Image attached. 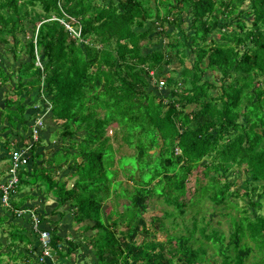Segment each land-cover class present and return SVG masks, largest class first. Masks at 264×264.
<instances>
[{
    "label": "trees",
    "instance_id": "1",
    "mask_svg": "<svg viewBox=\"0 0 264 264\" xmlns=\"http://www.w3.org/2000/svg\"><path fill=\"white\" fill-rule=\"evenodd\" d=\"M215 31L218 37L208 38ZM152 33L160 47L143 52ZM0 44L2 57L14 63L0 60V146L8 148L16 135L10 149L26 145L39 118L58 131V142L40 131L31 143L16 191L42 186L60 217L71 210L77 230L95 231L84 240L95 244L97 264H213L204 240L219 264H245L253 249L259 253L253 264H264V214L247 215L248 205L230 218L227 243L224 233L208 230L205 215L192 217L184 234L166 226L168 219L177 226L179 198L200 165L206 197L217 206L242 195L254 210L264 207V0H0ZM173 57L179 66L170 69ZM124 145L133 153L116 159ZM125 156L137 166L127 167ZM120 168L131 189H121L127 182L117 179ZM235 172L246 177L231 192L227 178ZM28 193L11 197L10 206L32 210L43 228L39 207L25 206L34 198ZM154 195L177 210L153 217L149 228L142 214ZM11 208L0 217L9 246L21 241L35 250L36 233L4 223L24 219ZM140 231L149 235L138 242ZM156 231L164 240L151 237ZM49 234L59 257L70 259L77 244L56 228Z\"/></svg>",
    "mask_w": 264,
    "mask_h": 264
},
{
    "label": "rangeland",
    "instance_id": "2",
    "mask_svg": "<svg viewBox=\"0 0 264 264\" xmlns=\"http://www.w3.org/2000/svg\"><path fill=\"white\" fill-rule=\"evenodd\" d=\"M183 27H187V24H183ZM167 30L168 32H171L174 30V26L171 24L167 25ZM188 34H191L192 31H188ZM218 31H215L214 33H212L211 35L208 36V38L210 37H218ZM149 39L147 42V44H155L153 43V41H155L156 39L154 38V33H152L149 36ZM152 41V42H151ZM162 44L164 49L166 48L165 43L167 42L165 38L161 39ZM159 44L156 45H152V46H148L143 48V52H149L154 48H158L160 47ZM0 53L3 55V51H2V44H0ZM0 54V60L4 61L8 66H13V64H11V62L9 63V61L5 58L2 57V55ZM178 62H177V58L173 57V59L171 60L170 66L169 68H174V67H178ZM164 91L166 90L165 88L163 89ZM215 94H219L220 90H216ZM3 87H0V113L3 110ZM166 94V93H165ZM115 129V125L112 124L109 126L108 131H107V135L108 136H112L113 135V131ZM112 145L113 147L117 148V142L112 140ZM133 148L128 147V146H123L121 151H117L115 158L118 159V157H120L121 154H127V155H131L133 153ZM128 157L125 156L122 159V162H124L127 167L129 168H135L137 166V161L135 160V158ZM121 162V163H122ZM205 163V160L202 162V164ZM8 164V163H7ZM115 167H117V162H115ZM202 167L203 166H199L197 168H195L192 173L188 176V179L186 181V190L185 193L179 198V202L184 204L182 210L184 211L181 214L176 215V217L173 219L177 222V226L173 225L170 223V220L168 219L166 221V226L168 227V232L169 233H178V234H184V229L186 228V226L188 227V225H191V221H192V217H194L195 215H197V217H200L201 215H205L206 218V222H209V228L208 230H210V228H214L216 230L221 231L222 233H224V243H227L229 240V233L232 230V225L230 223V218L233 216L235 218H238L241 216V214H243L242 212V206L245 205L247 206V215H250L251 217H254L255 214H264V207L258 209V210H254L253 206H251L249 204L250 201V197L249 196H240V197H236V196H231V199L228 203H226L223 207L217 206L216 204H214L210 199H208L206 197L207 192L210 191L209 189H206V182L208 181L207 177L204 176L203 171H202ZM122 168V167H121ZM121 168L118 170L117 172V179H120L125 183L127 182V186H121V189H123L124 187H128V189H131V185L130 182L128 181V179H126V175L121 173ZM124 171V169H122ZM127 172V170H125ZM124 171V172H125ZM236 173V174H235ZM235 173H231L228 174V178L227 180L229 181H233V184L230 186V191L233 192V190H235V188H239L242 189V186H240L241 184H243L244 178V174L241 172H235ZM1 175H4L5 178L8 177V171ZM224 181V178L222 176V180L221 182ZM72 183V182H71ZM70 186V185H69ZM197 187V190H196ZM39 189V195H44V198L48 197V194L45 195L44 193H42V186L38 187ZM25 191H30V186H28L27 188L24 189ZM31 189L30 192H32ZM42 193V194H41ZM257 199V198H255ZM264 199V197H263ZM16 200L18 201L19 198H16ZM21 200V199H20ZM47 200V199H46ZM123 202L122 200H120V203ZM237 203V206H235L234 204ZM110 204H113V201L111 199H109L105 205V209H107ZM230 205L229 207H227L226 205ZM233 204V205H232ZM117 210H122V206L119 205L117 207ZM164 210H177L174 206L172 205H168L167 203H165L162 198L158 197L157 195L152 196V198L148 201L147 203V209L146 211L142 214V217L144 218L145 222L148 224L149 227V223L151 221V219L153 217H159L162 215ZM195 210H200V212H195ZM255 211V212H254ZM114 217V216H112ZM89 222H85L84 224H88ZM108 224H111V221H107ZM175 227V228H174ZM77 225L75 226V229L73 228V231L70 232V236L68 237L69 240L73 241V244L76 242H78V244H80L79 242H82V245H84V247H80V248H76L75 246V251L73 253L76 252V254H71L70 255V259L68 257L61 259L59 257V255L56 253V251L52 248V250L55 252V258L61 262V263H65V264H96V257L93 254V251H96V246L95 244H93L92 242L89 243V245L85 242L84 240V232H80L81 229L77 230ZM150 228V227H149ZM118 230H123V226H121V229ZM80 232V233H79ZM95 231H88L86 234H93ZM85 234V235H86ZM149 234L144 233V231H140L138 233V235L136 236V240L139 242L141 240H145L146 237ZM194 236H199V232L195 231ZM151 237L156 238L159 241L164 240L165 238V234L162 231H156L154 232V235H151ZM200 237V236H199ZM204 245L206 246L207 249V255L208 256H212L211 260L213 262V264H219V262L221 261V256L218 255V253L216 252V249L214 248L213 244L209 241H205L204 240ZM0 243L2 244V246H4L5 252L6 251H10V247H9V237L6 231H2V229H0ZM250 244V242L248 243ZM14 250H16L15 245L11 246ZM82 250L83 252H89V255L93 254V257H89L88 255L82 256V260L80 261L78 256L82 255V252L80 251ZM213 253V254H212ZM17 256H19V252H16ZM257 256H259L258 250L253 249L250 253V255L248 256V258L246 259L245 264H253L255 259L257 258ZM39 257V256H38ZM4 263L3 264H10L11 262L9 261V259H4ZM93 260V261H92ZM33 262L35 263V259L33 260ZM37 262H39L38 258H37Z\"/></svg>",
    "mask_w": 264,
    "mask_h": 264
},
{
    "label": "crops",
    "instance_id": "3",
    "mask_svg": "<svg viewBox=\"0 0 264 264\" xmlns=\"http://www.w3.org/2000/svg\"><path fill=\"white\" fill-rule=\"evenodd\" d=\"M18 130H20V129H18ZM40 131H41L42 137L45 139V141H48V138H51V139L53 138L52 140L54 142L58 140L57 136H54L56 134V132H58L57 131V128L49 120H46V124L45 125L44 124L42 125ZM19 137L20 136L16 135V137H14L15 140L10 144V146H7L8 148H6L5 146H0V157L4 155V159H0V180H5L6 179L4 177V175H1V174L2 173L4 174L5 171L7 172V168L9 167V164H10V155H11V152H12V150L10 149V147L12 148L15 145L14 143L17 142L20 139ZM55 144H57V143H55ZM45 147H47V146H45ZM13 149H17V148H13ZM45 150H47V149H45ZM38 187H39V185H35L32 188V189H34V190H32V195H33L34 198L28 199L25 202V206L26 205H34L35 207H37V206L39 207L38 212L40 214H42V216L44 217L43 218L44 219L43 228L40 227L41 229H45V230H47L49 232V230H52L53 228L54 229L56 228L58 230V232L62 236H66L65 238H68L70 236V232L73 231V228L75 229V226H76V225H74V226L72 225V219H71L72 211L71 210H67V212L64 214V216L63 217H60V214L54 211V209L57 206V202L54 201L51 198V196H49V195L46 198H44V195H41L40 196L39 195V192L40 191L38 190L39 189ZM28 192L25 191L24 188H22L19 191L17 190L16 193H15V201H17L16 198H19V197L21 198L23 195L29 194ZM66 208H68V207L66 206ZM4 209H5V207L2 204H0V217H2L4 213H6V212H3ZM20 209H27V208H20ZM14 216H15V214H14ZM20 217H22V219L23 218L24 219L23 220H16V219H12V218L9 217V219H7L4 223H6V224H9V223L14 224L15 223L17 225V227L18 228L21 227L22 230L23 229L24 230L30 229L29 230V234H32V232L33 233H36L33 230L30 217L27 214H24V215L22 214V216H20ZM17 218H19V217H17ZM30 226H31V228H30ZM2 231H5V230L2 229ZM37 237H38V235H37ZM37 241L39 243L35 247V250L32 247V245L34 246V244L28 243L27 245H25L21 241H19V242L17 241L14 244L16 250H14L11 246H9L11 249H10V251H6V252H5V250H3L4 249V246H1L0 245V254L2 256V262L0 264H3L4 263V261H5L4 259H9V261L11 262L10 264H30L29 263L30 261L26 262L25 261V258H24V257H29V256H30L31 259H34V257H35V260H37L39 254H40V241H39V238L37 239ZM79 243L80 244H78V242L77 243L75 242L74 244H77L78 248L84 247V245H82V242H79ZM21 246H24V247H21ZM25 248H28L29 250L30 249L34 250V254L32 253V251H31V254L27 253L28 250H25ZM62 248H65L66 249V243L65 242L62 244ZM38 251H39V253H38V255H36V252H38ZM80 251L82 252V255L81 256H78V257H80L79 258L80 261L83 258L82 256H85V255H88L89 257H93L94 256L93 255L94 252H93V254L89 255V252H83L82 250H80ZM16 252H19V256L15 255ZM11 256H14V257H17V258L15 260H13L11 258ZM46 262H49V261L46 260ZM50 262L52 263V261H50ZM96 264H97V262H96Z\"/></svg>",
    "mask_w": 264,
    "mask_h": 264
},
{
    "label": "built area",
    "instance_id": "4",
    "mask_svg": "<svg viewBox=\"0 0 264 264\" xmlns=\"http://www.w3.org/2000/svg\"><path fill=\"white\" fill-rule=\"evenodd\" d=\"M79 35L78 32L75 33ZM163 80L159 81V86L163 85ZM42 119L39 118L32 126L30 133V139L26 145L19 149H13L10 155V164L7 169L8 177L5 180H0V202L4 207L11 208L10 199L16 193V184L18 183V170L22 168L27 162L28 150L31 147V143L39 138L40 129L42 127ZM16 217L22 216V214H28L31 219L33 230L37 233L40 241V254L38 257L39 262H45L46 260L52 261L53 264H65L59 262L55 258V252L51 247V238L47 230L40 228L39 217L30 209H16L11 208Z\"/></svg>",
    "mask_w": 264,
    "mask_h": 264
},
{
    "label": "clouds",
    "instance_id": "5",
    "mask_svg": "<svg viewBox=\"0 0 264 264\" xmlns=\"http://www.w3.org/2000/svg\"><path fill=\"white\" fill-rule=\"evenodd\" d=\"M51 237V236H50ZM49 261V260H48ZM46 262V261H45ZM50 262V261H49Z\"/></svg>",
    "mask_w": 264,
    "mask_h": 264
}]
</instances>
